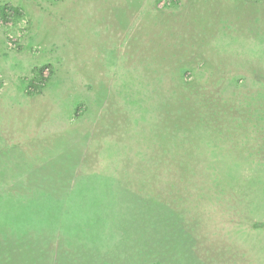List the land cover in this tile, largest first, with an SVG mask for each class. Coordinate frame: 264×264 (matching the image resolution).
I'll return each mask as SVG.
<instances>
[{
    "label": "rangeland",
    "instance_id": "1",
    "mask_svg": "<svg viewBox=\"0 0 264 264\" xmlns=\"http://www.w3.org/2000/svg\"><path fill=\"white\" fill-rule=\"evenodd\" d=\"M1 17L0 264H145L150 235L177 264H253L264 158L231 154L264 146L242 128L264 109V0H0Z\"/></svg>",
    "mask_w": 264,
    "mask_h": 264
},
{
    "label": "trees",
    "instance_id": "2",
    "mask_svg": "<svg viewBox=\"0 0 264 264\" xmlns=\"http://www.w3.org/2000/svg\"><path fill=\"white\" fill-rule=\"evenodd\" d=\"M213 110L212 111L214 112V114H216V113L219 114L218 110H220V109H218V107H217V109H213ZM263 110L264 109H260L259 110L258 108H255L252 113H249L248 117H246V119H243L245 121V124L242 126V128L245 129V130H249L251 132L253 131L255 133H264V121L261 120V119L258 120L257 117H259V116L255 114L256 112L263 111ZM219 117H220V115L215 118L216 122H214V123H211L209 120H207L209 122H205L206 118L205 119L203 118L202 120H203V122L206 123V125H207V123H209V124L214 125V126H217L216 125L217 124V120H225V125L226 126H232L234 124V121H236L235 117H233V120H229V117H228V119H227V117H224V118L220 117V119H219ZM234 128H236V127H234ZM217 136H218V138L223 139L224 135L218 134ZM255 148L256 147L254 145L251 146L250 148L246 146L244 148V152H246V155L231 154L232 157H231V155H229V157H231V158H236V157L237 158H239V157L249 158L250 157L251 159H253V160H251L253 163H255V161L259 162L260 158H262V157L264 158V146L262 145L260 148H257L256 150H255ZM214 152H216L215 148H214V150L212 149V153L213 154H214ZM262 166L264 167V163H262ZM231 173H232V171H231ZM204 182H206V180H204ZM200 186H201V188H200ZM200 186L199 187L197 186L195 191L196 192H200V193H201V191H203V193H205V191L203 189V186L202 185H200ZM228 194H231V196H232L233 193H228ZM215 199H217V197H215ZM168 204L169 203H166V202L162 203V205H164V207H167V208H168ZM159 218H161V220L162 219H166L162 215L159 216ZM164 222H167V221H164ZM161 223H163V221ZM253 227L258 228V229L264 227V221H262V222L261 221L254 222V226ZM164 231H165V229L163 231H160L161 234ZM164 235H165L166 239L170 238V242L172 243L173 235L171 233H170L171 237H169L168 234H164ZM156 237H154L153 235H150L149 237L145 238V241H146V247L144 248L145 249V254H146L145 261H144L145 264H177L175 262V256L171 255L172 253L168 249L170 246H166L164 244V242L161 243L162 245H157L155 242L152 241ZM253 239L258 240V241H260V240L264 241V238L258 237L257 235ZM255 243H256L255 241L249 242V247H250L249 254H250V256H247V255L244 254L246 256V260H247V258L248 259L253 258V256H251V255H254L255 260L252 261L253 264H264V246L262 247V249L261 248L258 249L257 247H254ZM144 245H145V243H144ZM171 245H173V244H171Z\"/></svg>",
    "mask_w": 264,
    "mask_h": 264
},
{
    "label": "built area",
    "instance_id": "3",
    "mask_svg": "<svg viewBox=\"0 0 264 264\" xmlns=\"http://www.w3.org/2000/svg\"><path fill=\"white\" fill-rule=\"evenodd\" d=\"M5 12H6V15H5V18H11L12 16H11V14H12V9H10V8H5ZM4 20V17H1L0 18V21L2 22V20ZM10 45H13L12 43H10Z\"/></svg>",
    "mask_w": 264,
    "mask_h": 264
}]
</instances>
